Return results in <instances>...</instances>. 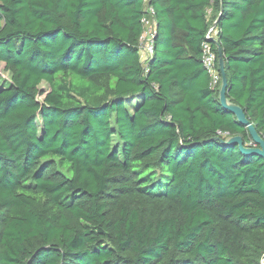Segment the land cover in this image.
Wrapping results in <instances>:
<instances>
[{
    "label": "trees",
    "instance_id": "trees-1",
    "mask_svg": "<svg viewBox=\"0 0 264 264\" xmlns=\"http://www.w3.org/2000/svg\"><path fill=\"white\" fill-rule=\"evenodd\" d=\"M216 19L264 140V0H0V264H264V160L222 142L253 145L202 64Z\"/></svg>",
    "mask_w": 264,
    "mask_h": 264
},
{
    "label": "water",
    "instance_id": "water-1",
    "mask_svg": "<svg viewBox=\"0 0 264 264\" xmlns=\"http://www.w3.org/2000/svg\"><path fill=\"white\" fill-rule=\"evenodd\" d=\"M221 5V9H222ZM218 19H216L212 25L209 27L205 37L207 41H213L216 45L217 48V56H218V64H219V71H220V82L218 85V101L220 105L230 111L232 114L235 115L237 121L246 126L248 129V132L250 134V137L252 139L253 145L252 146H244L242 137L237 135V136H229L226 138L224 141H222L226 145H237L239 151L244 154V155H255L264 160V140L263 138L257 133L255 130L254 126L248 121V119L245 117L244 111L240 106L237 104L231 102L227 97H226V91H227V78L225 74V69H224V60L222 56V51L219 47V44L217 41L214 39V28L217 25ZM157 32L155 34L156 38ZM212 140H218V137H213L211 138ZM264 260V256L262 258Z\"/></svg>",
    "mask_w": 264,
    "mask_h": 264
},
{
    "label": "built area",
    "instance_id": "built-area-1",
    "mask_svg": "<svg viewBox=\"0 0 264 264\" xmlns=\"http://www.w3.org/2000/svg\"><path fill=\"white\" fill-rule=\"evenodd\" d=\"M147 1V0H145ZM145 16L142 18L144 30L139 37L140 57L143 63H146L153 55V38L155 37L154 9L150 4L145 7ZM214 35V33H213ZM202 64L210 75V85L216 87L220 81V72L218 70V56L212 49L210 41L202 43Z\"/></svg>",
    "mask_w": 264,
    "mask_h": 264
},
{
    "label": "rangeland",
    "instance_id": "rangeland-1",
    "mask_svg": "<svg viewBox=\"0 0 264 264\" xmlns=\"http://www.w3.org/2000/svg\"><path fill=\"white\" fill-rule=\"evenodd\" d=\"M213 34V33H212ZM161 36L160 35V38L159 40H161ZM10 79V74L8 71H6L4 69V64L2 62H0V83H4V82H7L9 81ZM220 82V81H219ZM219 84V83H218ZM39 88H42L43 90H47V85L45 83H41L39 85ZM41 98V97H40Z\"/></svg>",
    "mask_w": 264,
    "mask_h": 264
}]
</instances>
